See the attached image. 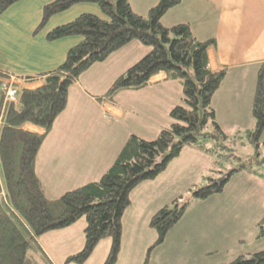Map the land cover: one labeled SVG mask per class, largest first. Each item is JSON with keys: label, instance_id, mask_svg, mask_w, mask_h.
<instances>
[{"label": "crops", "instance_id": "1", "mask_svg": "<svg viewBox=\"0 0 264 264\" xmlns=\"http://www.w3.org/2000/svg\"><path fill=\"white\" fill-rule=\"evenodd\" d=\"M50 1L19 0L0 15V69L11 74L20 89L40 86L41 79L21 78L54 69L80 39L70 36L47 41V31L81 13L101 15L95 4L79 3L53 15L34 33L42 8ZM157 1L129 0V4L134 12L145 15ZM161 23L166 27L187 23L198 40H214L207 49L208 66L211 70L226 68L211 98L216 121L226 134L252 128L251 101L258 65L264 57V0H180L164 13ZM148 51V46L132 40L103 62L93 64L69 87L66 106L35 159V172L48 198L98 180L129 135L150 140L171 124L169 111L182 103V87L177 80H165L164 73L154 75L142 88L118 92L113 102L97 99ZM25 129L42 132L30 124ZM210 163L209 154L185 147L155 178L130 191V204L121 217L115 264H227L241 255L233 245L246 243L238 233L243 221L248 225L247 243L253 248L262 246L264 236L256 237L255 226L264 216V179L240 171L230 177L222 193L192 201L164 241L150 249L157 238L149 225L151 216L197 182ZM72 225L39 237L54 264H66L65 258L83 246L85 224L71 229ZM47 235L65 237L55 246L47 241L46 237H52ZM108 246L96 256L97 264L105 259Z\"/></svg>", "mask_w": 264, "mask_h": 264}, {"label": "trees", "instance_id": "2", "mask_svg": "<svg viewBox=\"0 0 264 264\" xmlns=\"http://www.w3.org/2000/svg\"><path fill=\"white\" fill-rule=\"evenodd\" d=\"M17 1L0 0V15ZM179 2L158 0L145 15L134 12L129 0H51L43 6L34 33L53 15L79 3L95 4L101 15L81 13L46 32L47 41L70 36L80 39L54 69L21 78L41 79L40 86L20 89L15 83L17 102L5 101L11 74L0 69V264H54L38 238L81 217L85 220L83 246L64 262L84 264L97 243L108 237L109 251L102 264H115L121 217L130 204V191L140 182L155 178L185 147L209 154L208 173L201 183L189 188L187 195L176 197L151 216L149 225L157 238L150 249L164 241L192 200L220 193L233 174L244 171L264 179V57L258 65L251 101L254 125L226 134L211 105L226 73V68L211 70L208 66L207 49L214 40H198L187 23L170 27L161 23L164 13ZM132 40L148 46L149 51L118 75L97 99L113 102L118 92L142 88L154 75L164 73L165 80H177L182 87V103L169 111L171 124L150 140L129 135L98 180L48 198L36 175L35 159L66 106L69 87L93 64L103 62ZM26 124L42 132L25 129ZM241 133L246 143L254 146L251 155L241 156L228 144L229 138ZM256 229V237H263L264 216ZM227 264H264V249L239 255Z\"/></svg>", "mask_w": 264, "mask_h": 264}, {"label": "rangeland", "instance_id": "3", "mask_svg": "<svg viewBox=\"0 0 264 264\" xmlns=\"http://www.w3.org/2000/svg\"><path fill=\"white\" fill-rule=\"evenodd\" d=\"M140 15H142V14H140ZM263 138H264V134H263ZM229 140L230 141H228V144H230L232 147H234V149H235V151H236L237 154H239L241 156H247V155H251L253 153L254 146L252 144L246 143V139H245L244 133L239 134V136L236 137V138H232L231 137V138H229ZM208 169H209V167L205 171H203V172L201 171L199 173V175L197 176V178H196L197 179V182L195 181L193 184H191L190 186H188V188L183 193L179 194L178 196H180V195H187L189 188H191L195 184L201 183L202 178L208 173ZM223 191L224 190H222L220 193H222ZM220 193H218V194H220ZM178 196H176V197H178ZM194 200H203V199H194ZM194 200H192V201H194ZM248 212H250V209L249 208L245 211L246 215H247ZM242 218H243V216H240V221L242 220ZM229 222L230 223H233V225L235 227L237 226V224L235 223V220L234 219H230ZM245 222L246 221H243L241 223L240 230H238L239 231L238 233H239V236H240L241 239L246 240V243L240 244V245H236V244L233 245V248L234 249H237L239 251L238 252V255L239 254H241V255H248V254L254 253V251L257 252L256 251L257 249H261V248L264 249V241H260L261 242L260 244H262L261 247L257 244L254 248L252 247V245H250V244L247 243L249 241V233H248L249 231H247L248 230V225L247 224L245 226L243 225ZM81 223L85 224V220H84L83 217H81L80 219H78L73 225L71 224L72 225L71 229L76 228V226H79L80 227V224ZM255 228H256V226H255ZM256 232H257V230H256ZM43 234H45V233H43ZM47 236H52V237H46V238H47V241L48 242L53 243L55 246H58V244L61 243L64 240V237H65V235H47ZM42 238H45V237H42ZM38 240H39V238H38ZM108 241L110 242V240H109L108 237L102 238L97 243V245L95 246V248H94L95 250L91 253V258L87 262L85 261L84 264H97V260L99 258H97L96 256H99L102 253V251H104L103 249H105V247H107L109 245V242ZM39 243H41V242L39 241ZM258 247H260V248H258ZM263 249H261V250H263ZM108 251H109V249H108ZM90 260H94V261H90ZM103 261H104V258H103L101 264L103 263ZM60 264H62V263H60Z\"/></svg>", "mask_w": 264, "mask_h": 264}, {"label": "built area", "instance_id": "4", "mask_svg": "<svg viewBox=\"0 0 264 264\" xmlns=\"http://www.w3.org/2000/svg\"><path fill=\"white\" fill-rule=\"evenodd\" d=\"M16 79L10 78L5 90V101L17 102L19 96L18 87L15 85Z\"/></svg>", "mask_w": 264, "mask_h": 264}]
</instances>
